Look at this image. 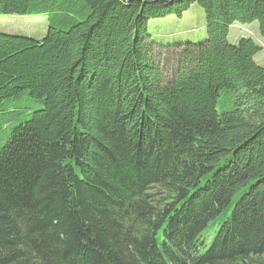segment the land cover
<instances>
[{"label":"trees","instance_id":"16d2710c","mask_svg":"<svg viewBox=\"0 0 264 264\" xmlns=\"http://www.w3.org/2000/svg\"><path fill=\"white\" fill-rule=\"evenodd\" d=\"M194 4L204 37L161 45L184 47L166 81L148 25ZM0 13L48 25L0 32V132L33 111L0 147V264H264L263 47L229 38L234 24L264 36V0H0Z\"/></svg>","mask_w":264,"mask_h":264},{"label":"rangeland","instance_id":"374dc122","mask_svg":"<svg viewBox=\"0 0 264 264\" xmlns=\"http://www.w3.org/2000/svg\"><path fill=\"white\" fill-rule=\"evenodd\" d=\"M48 25L43 14H26V15H11L0 13V32L8 34L26 35L34 38H41L45 35ZM148 31L152 35V39L159 47L158 64L163 67L165 80H172L178 72L181 57L184 52V47L176 44L175 46H161L169 45L177 42H184L187 40L199 41L205 34V22L203 10L197 4L185 11L181 17L176 15H169L162 18L152 19L148 25ZM241 36L253 37L263 48L256 55V60L264 63V36H261L257 24L247 26L233 25V30L230 31V41L233 42ZM229 91H222V97H228ZM231 103V99L227 100V104ZM14 104L13 100L7 101V106L4 111L11 110L8 106ZM42 106V105H41ZM41 106L39 108H41ZM222 100L218 102V110H225ZM33 111L28 113L17 114L15 112L9 113V122L5 125L4 131L0 132V147L5 143L6 137L11 129L30 118Z\"/></svg>","mask_w":264,"mask_h":264}]
</instances>
